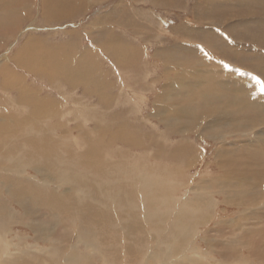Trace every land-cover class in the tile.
I'll list each match as a JSON object with an SVG mask.
<instances>
[{"label": "rangeland", "instance_id": "obj_1", "mask_svg": "<svg viewBox=\"0 0 264 264\" xmlns=\"http://www.w3.org/2000/svg\"><path fill=\"white\" fill-rule=\"evenodd\" d=\"M42 1L3 0L0 5V61H4L5 57L12 61L15 52L26 44V41L34 45V48H30L31 50L36 47V51L41 47L42 51L49 53L50 60L46 57L40 60L43 62L45 59L49 60L48 67L58 66L54 69L57 72L54 73V80H47V77L40 78L31 71L13 64L9 68L22 75L23 84L31 85L30 87L37 91L39 97L53 100L60 107L58 113H62L57 117V120L53 117L50 118L51 120L44 119L42 123L45 124L41 127L33 125L31 128L37 130L31 129L26 133V124L32 125L30 122L32 105L27 102L22 103L21 100L15 103L16 90L0 87V98L2 99L0 109L8 111L9 124H12L14 129L11 134L0 136V147H8L5 152L7 162L0 160V175L7 174L8 177L15 178L17 183H38L45 180L46 191L53 192V194L54 184L59 185L57 186L58 192L69 188V194H58L63 200L65 197L70 198L71 195L76 194L75 186L78 184H83L88 189L93 188V191L98 193L99 191L101 194L104 193L106 196L102 201L99 195L95 197L93 210L96 213H105L107 218L101 216L97 220L94 218V221H90L86 231L87 236H90L93 243L99 248L95 245L88 246V249H91L93 253L95 251L100 253L96 257L93 255L95 260L102 258L104 262L108 259L107 255L118 253V257L123 256V264H140V258L136 255L130 256L128 250L132 249L124 244L133 243L132 246L135 245L139 250L144 249V245L155 246L152 251L155 250L157 262L150 261L149 264H174L176 256L172 254L171 257L170 248L176 244L178 235L173 237L170 228L173 224H179L180 218H182L185 219V223L197 227L194 232L197 236L192 238V241L196 248L205 252L204 256L197 258L207 257L208 263L219 264L218 256L204 242L208 241L210 237H214L212 230L217 226L216 222L236 220L242 216L236 207L223 204L220 195L206 192L205 187L209 183L207 177L210 173H214L216 168L214 165L216 141L208 139L207 136L206 139H199L195 134H186L188 140L182 143L179 142L182 136L170 135L168 137L162 134L166 130L165 127L151 116L149 117V113L152 112L151 101L167 81L163 68L166 60L163 63L161 57L170 53L173 46H176L177 51L183 57L186 56V59L199 54L206 56L207 59L211 58L210 61H212L214 58L221 59V56H217V52L214 51L218 48L217 44L225 45L230 42L229 51L233 58V61L231 58V65H238L237 72L250 73L251 71L252 78L256 77L261 81L264 73L259 74V72L262 69L260 66L264 67L262 62V60L264 61V43L258 41L259 37L264 36V24H261V21L264 20L262 13L264 0H60V9L54 7L49 10V13L55 12V15L57 13L59 17L50 20L43 16ZM44 1L46 2V0ZM49 2L54 3L55 0H49ZM62 6L63 8H61ZM230 26L233 29L232 33L229 31L231 30ZM208 34L210 37L215 36L213 42L211 39L202 38L203 35L207 37ZM114 43H120L124 47L137 50V60L133 64H129L128 67L126 65L121 67L112 54ZM190 47L194 50L187 51ZM86 54L88 57H85ZM69 74L79 76L75 88L67 84ZM170 75L172 76L173 73ZM106 96L110 98V101L112 100L109 103L110 107H108ZM170 96H173V92ZM135 107H137V111ZM94 112L103 117H94ZM15 118L18 119L16 124L12 121ZM55 121H57L56 125L53 124ZM50 122L52 124H49ZM120 125H123V129L131 135L139 134L146 136L145 138L157 136L155 147L156 151L161 154L164 153L165 146L177 148L179 146L191 147L192 145L194 151L188 157H193L182 160V174L178 177L169 176L173 183H180L167 189L160 181L158 177L160 169L164 167L170 171L174 169L171 165L175 162L168 163L169 160L165 156L163 157L164 161L158 160L155 163L156 170L153 171L154 177H152L150 170L143 172L142 166H136L138 157L143 155L140 148H128L130 144H125L122 141H119L121 145L119 142L113 144V137L104 141H94V137L99 135L94 133L97 130L100 134H107V126L117 127ZM42 127L45 130L40 131L39 135L37 134L39 138L49 134L50 139L56 143H61V140L65 139V142L70 141L77 146L68 148L70 150L65 149L68 152H61L60 155V159H64L63 163H71L72 172L68 171L64 175L56 174L53 179V166H44V158L41 156L44 149H38L32 154V158L25 154L29 148L25 137L35 136V132ZM88 129H92V133L95 135H91ZM84 131L87 134L84 135ZM90 137L94 141L92 146L87 141ZM81 141L84 143L80 145ZM84 144L88 146L82 150ZM117 145L121 147L118 151H116ZM141 147L144 148V144ZM90 148L96 152L95 155H90ZM121 149L133 154L129 159L131 169L125 167L120 171V168L113 165L116 160L113 158L115 152H123ZM111 152L112 154H110ZM76 153L77 157L72 158V156H76ZM153 153L154 151L150 155ZM17 155H20L19 161L14 162L13 157ZM97 156L104 160L112 156V162H107L105 168L103 170L100 168L97 175L94 176V165L91 163L98 162V160L102 162ZM149 164L145 165L146 169ZM168 164L170 166H166ZM26 165L31 166L27 168ZM40 168L41 170L37 171ZM72 173L77 176L76 183L70 182L63 186L67 174L72 176ZM114 176H120L121 179L111 186L109 179ZM131 177H134L133 182ZM163 177L167 179L168 174ZM104 179L108 180V183H103ZM132 183L136 184L133 188L136 198L132 200L125 198L124 200H128L126 203L120 197H110L105 193L107 189L123 188L128 191L127 194L131 198L133 194L130 185ZM199 184L203 191L199 188ZM193 196L203 198L202 215H200L198 207L186 203ZM72 202L75 206H81L79 201ZM207 202L210 203V208L204 210V204ZM9 203L0 196V205L6 206ZM13 207V212L11 210H8L7 213L0 211V215L3 216L0 219V225L6 227L10 232L8 236L10 244L12 246L16 244V248H9L11 250L7 256L15 261L21 259L14 255L22 249L23 241L30 247L39 240L34 238L32 231L28 230V226L22 225L25 222L23 209L21 210L18 206ZM13 207L11 206L12 209ZM151 210H154L155 213L157 210L165 217L150 216ZM118 215L119 218H117ZM69 218L72 216L70 215ZM164 221H166L165 224H163ZM183 225L188 228L186 224ZM134 226L138 230H132L131 228ZM113 227L118 229L117 236ZM164 229L170 235L169 237L163 238ZM178 231L180 234V230ZM206 231H210L207 236ZM87 236L84 234V241L87 240ZM173 242L175 244L172 246ZM39 245L46 248L48 244L41 243ZM5 250V248L0 249V251ZM147 252L149 253L148 249ZM246 255L247 252L244 249L238 252L239 262L243 261ZM68 256L69 252H66L60 258L57 257V263L63 264ZM0 259H4V256H0ZM250 260L252 259L250 258ZM2 261L0 260V264H3Z\"/></svg>", "mask_w": 264, "mask_h": 264}, {"label": "bare ground", "instance_id": "obj_2", "mask_svg": "<svg viewBox=\"0 0 264 264\" xmlns=\"http://www.w3.org/2000/svg\"><path fill=\"white\" fill-rule=\"evenodd\" d=\"M2 2L3 0H0V5ZM42 2L43 16L47 17L49 20L59 17L57 13L55 15V12L49 13V10L51 8L54 9V7L58 9L59 4H61L60 0H55L54 3L49 2V0H46V2L43 0ZM61 8H63V6ZM5 10H7V8H5ZM262 13L264 18V11ZM261 24H264V20L261 21ZM230 29L229 31L232 33V27ZM210 32L212 33L213 29L210 30ZM204 35L202 38L211 39L213 42L214 35L212 37L209 36L210 34H208L207 37ZM259 38L260 40L258 42L264 43V36ZM29 41L31 42V39H29ZM229 43H226L227 45L217 44L218 48L216 47L217 49H214V51L215 53L217 52V56H221V59L214 58L212 61H210L211 58L207 59L206 56L199 54L186 59V56L183 57L181 53L177 51L178 49L176 46L172 47L173 50H171L172 48L170 49V53L161 57L163 63L166 60V64H163V68L165 72L164 77L167 81L160 91L158 93L156 92L157 94L154 100L151 101L152 112L151 114L149 113V117L151 116L165 127L166 130L162 134L168 137L170 135L182 136L179 142L184 143L188 140L186 134H195L199 139H206L208 137V139L216 141L217 146L214 153V165L216 168L214 170L215 172L210 173L207 177L209 183L205 187L206 192H213L220 195L221 201H223L222 203H225V205L229 207H236L242 217L231 221L220 220L216 222L217 226L212 230L214 232V237H210L209 240L204 243L218 256L220 260L219 264H264V92L261 91L262 87H264V77H260L262 79L261 83H257V79L259 78H252L251 71L250 73L246 71L237 72L236 69H239L238 65L235 64V66H232L230 63L232 56L229 51L231 46ZM32 45L33 44L26 41V44L15 52L12 61L8 60L9 58L6 59V57L4 61H0V87L16 90L17 99L14 101L15 103L21 100L22 103L27 102V104L32 105V111L30 113V122L32 125L26 124V133L30 132L31 129L37 130L36 128H31L33 125L41 127L45 124L42 123L44 119L53 117L57 120V117L62 113H58L60 107L57 106L53 100L47 98L43 99L42 96L39 97L37 91L30 87L31 85L28 86L23 84L22 75L15 72L12 68H9L10 65L12 66L13 64L19 68L31 71L40 78L47 77V80H54V73H57L54 69L58 66L55 67L52 65L48 67L47 63H50L49 53L42 51L41 47L36 51V47L34 50H31L34 48V45ZM190 50L193 51L194 49L192 50V47H190L187 51ZM112 51L113 53H111L121 67L125 65L128 67L129 64H133L134 61L137 60V50L124 47L120 43H114ZM87 55L88 54H86L85 57H88ZM45 57L49 60L45 59V62L40 60ZM217 60H220V62H217ZM262 62L264 63L263 60ZM225 65H227V67ZM260 68L262 69L259 74L264 73V67L260 66ZM169 73H173V75L171 76ZM67 79L68 86L74 87L78 82L76 80L79 79V76L76 77L75 75L69 74ZM171 92H173V96H170ZM106 101L108 107H110L109 103H111L112 100L110 101V98L106 96ZM0 103H2L1 98ZM137 107H135L136 111ZM7 112L6 110L0 109V136L4 134L9 135L14 130L13 125L9 124ZM94 114L96 118L103 117L96 112H94ZM12 121L16 124L18 119L15 118L12 119ZM49 124H52V122ZM53 124L56 125L57 121ZM112 126L106 127L108 131L107 134H100L99 130L94 132L99 134L98 137H94V141H104L105 139L113 137V144L122 141L125 144H130L128 148H140V152L143 155L139 157L136 156L138 157L136 166H142L143 172L150 170L152 177H154L153 171L156 170V168H154L155 163L158 160L164 161L163 157L165 156L169 161L172 160L170 162L167 161L168 163L173 164L175 162L171 165L174 169L173 171L168 170L167 167L160 169L158 176L160 181L164 183L167 189H171L180 183H173L169 179V176L173 175L178 177L182 174V160H188L193 157H188V155L194 151L191 142V147L179 146L177 148H171V146H165L164 153L161 154L159 151H156L155 147L157 136L145 138L146 136L144 137L139 134L131 135L123 129V125L117 127ZM43 130H45L44 127L36 131L35 136L28 135L25 137L29 145L25 153L27 157L32 158L34 152L38 151V149H44L41 152V156L44 158L45 167L53 166V179L56 174L58 175L60 173V175H64L68 171L72 172L70 168L71 163H63L64 159H60V155L61 152H68L65 149L76 148L77 146L73 145L70 141L65 142V139L61 140V143H56L53 139H50L49 134L39 138L37 134L39 135V132ZM88 132L91 135H95L92 133V129H88ZM85 134H87V132L84 131V135ZM86 138L88 139V137ZM87 141L91 143V146L94 144L92 137ZM82 143L84 142L81 141L80 145ZM142 144H144V148L141 147ZM86 146L88 145L84 144L82 150H84ZM117 147L118 149L116 151L121 148L118 145ZM7 149L8 147H0L1 161L7 162L8 159L5 153ZM121 150L123 151V149ZM152 151H154V153L150 155ZM95 154L96 152L90 148V155L93 156ZM110 154H112V152ZM19 156L20 155L13 157V161L18 162ZM114 156L113 158L116 160L113 165L120 168V171L125 167L132 168L129 159L133 154L123 151L121 153L115 152ZM75 157H77V153L76 156H72V158ZM111 157L105 160L99 157L102 162L98 160V162L91 163L94 165V176L97 175L100 168L102 170L105 168L107 162H112ZM147 164H149V167L146 169L145 165ZM30 166L31 165H26L27 168ZM166 166L170 165L168 164ZM40 170L41 168L37 171ZM45 171L47 172L48 169L46 168ZM107 173H109V171H107ZM72 174V176H68L67 174L65 182L62 184L63 186L70 182L73 184L76 183L77 176L74 173ZM166 174H168L167 179L163 177ZM148 178H150V176H148ZM120 179V176L111 177L109 183L112 186L118 183ZM131 181H134V177H131ZM103 183H108V180L104 179ZM151 183L154 184L153 181H151ZM0 184V196L4 200L10 202L9 205L6 206L1 204L0 211L2 213H7L8 210L13 212V206H18L21 210L23 209L25 222L22 225L28 226V230L30 229L32 231L34 238L39 240L35 241L34 245H30V247L28 243L23 241V245L21 244L22 249H16L18 251L17 254L14 255L21 259L12 261V258H7V256L10 254L11 250L9 248H16V244H13V246L10 244L8 237L10 232L6 227L0 225V249H6L5 251H0V256H4V259H0L1 261L3 260L1 263L58 264L57 257L60 258L63 254L69 252V256L63 264H123V256L118 257V253H116V255H107L108 259L103 262L104 259L102 258L97 260L93 259V255L96 257L100 253L97 251L93 253L91 249H88L89 245L90 247L91 245H95L98 248V246L93 243L92 238L87 236L86 231L89 228L90 221H94V218L97 220L100 216L107 218L105 213H96L93 210L95 197L99 195L102 201L106 196L104 193L101 194L100 191L98 193L97 191H93V188L88 189L83 184H78V186H75L76 194L71 195L70 198L65 197V200H63L58 194H69V188L58 192L57 186L59 185L54 184V194L53 192L48 193L46 191L47 185L45 180L39 181L38 183H17L15 178L8 177L7 174L3 176L0 175ZM135 186L136 184L134 183L130 185L133 194L131 198L127 194L128 191L123 188L107 189L105 193L110 197L132 200L136 198L133 189ZM199 188L202 190L200 184ZM72 201H79L81 206H75ZM124 201V203L127 202L126 200ZM186 203L198 207L200 209L199 213L202 215V197L193 196L188 199ZM129 205L132 206L130 203ZM209 208V202L204 204V210ZM173 213H175V211H173ZM211 213L214 215L212 211ZM70 215L72 218H69ZM149 215L159 218L165 217L159 214L157 210L156 213L154 210H151ZM2 218L3 216L0 215V219ZM117 218H119V215ZM184 220L180 218L179 224H173L170 228L173 237L178 235L176 244L173 242L172 246L175 245L170 248L171 257L172 254L176 256L174 264H211L210 262L208 263L207 257L197 258L205 255V252L196 248L192 241V238L197 236L194 233L197 227L185 223ZM165 222L166 221H164L163 224H165ZM183 224H186L188 228ZM113 229L117 236L118 229L116 227H113ZM131 229L134 231L138 230L136 226ZM164 230L165 233L162 234L163 238L169 237L170 235L167 234L166 229ZM178 230H180V234L182 235L178 234ZM208 232L210 231H206V236ZM84 234L87 236L86 241L83 239ZM92 235H94L93 232ZM40 242L48 244L47 247H41L39 245L41 244ZM124 244L132 249L128 250L130 256L134 257V255H136L140 258V264H149L150 261L153 263L157 262L155 250L152 251L155 246L151 244L147 246L144 245V249L139 250L135 245L132 246L133 243L128 245L126 243ZM156 247L158 248V245H156ZM93 249L96 250L95 248ZM242 249L247 252V255L243 261L239 262L238 252ZM14 252L16 253V251ZM165 253L170 254L169 252ZM250 258L252 260H250Z\"/></svg>", "mask_w": 264, "mask_h": 264}, {"label": "snow or ice", "instance_id": "obj_3", "mask_svg": "<svg viewBox=\"0 0 264 264\" xmlns=\"http://www.w3.org/2000/svg\"><path fill=\"white\" fill-rule=\"evenodd\" d=\"M227 67V65H225ZM254 79H256V77H254ZM257 83H261V81L259 79H257ZM262 92H264V87H262L261 89Z\"/></svg>", "mask_w": 264, "mask_h": 264}]
</instances>
